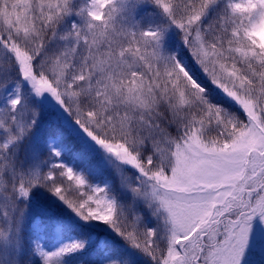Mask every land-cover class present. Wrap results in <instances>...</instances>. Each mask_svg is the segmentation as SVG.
I'll use <instances>...</instances> for the list:
<instances>
[{
	"label": "snow or ice",
	"instance_id": "obj_1",
	"mask_svg": "<svg viewBox=\"0 0 264 264\" xmlns=\"http://www.w3.org/2000/svg\"><path fill=\"white\" fill-rule=\"evenodd\" d=\"M0 264H264V0H0Z\"/></svg>",
	"mask_w": 264,
	"mask_h": 264
}]
</instances>
